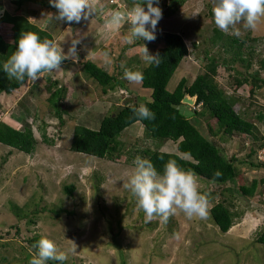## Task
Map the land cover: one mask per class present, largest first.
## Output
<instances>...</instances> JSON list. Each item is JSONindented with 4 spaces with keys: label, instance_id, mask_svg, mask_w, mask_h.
<instances>
[{
    "label": "rangeland",
    "instance_id": "obj_1",
    "mask_svg": "<svg viewBox=\"0 0 264 264\" xmlns=\"http://www.w3.org/2000/svg\"><path fill=\"white\" fill-rule=\"evenodd\" d=\"M13 1L0 0V18L4 13L28 14V21L50 33L65 52L72 39L77 38L80 43L76 45L78 59L75 62L67 59L61 69L44 74L36 82L29 80L11 95L0 94V122L21 129L20 120L27 121L36 141L32 155L0 145V264H28L33 249L27 240L34 237L54 241L61 251L74 249L65 264H264V248L251 239L254 235L251 226H243L245 220H250L259 230L264 228V168L252 170L246 159L248 151L259 146L260 141L252 142L241 135L213 136L209 126L211 132L216 133L215 124L207 123L201 107L191 106V110L199 113L196 120L201 133L216 143L227 159L236 160L241 178L236 184L219 188L196 179L198 189L207 198V216L189 219L177 210L166 222L158 217L146 221L144 212L138 209L124 185L137 152L149 149L178 154L175 144L152 141L145 137L140 125H134L120 137L121 160L110 162L70 151L76 126L96 130L102 118L115 114V109L125 101L139 106L149 100V90H143L140 83L122 78L125 68L140 72L147 68L142 59V44L154 54L162 46L160 39L164 33L182 37L188 56L170 79L168 92H172L182 79L190 85L203 74L206 51H211L208 58L213 55L218 62L229 61L222 51L211 50L213 29H217L211 14L214 0H160L162 19L157 25L156 39L137 41L135 45H126L123 41L129 31L128 24L119 32L105 27L106 14L110 10L126 9L123 0L117 1L120 8L104 7L100 0H92L96 13L87 20L71 24L51 19L57 10L48 0H33L35 2L25 3L20 8ZM236 28L241 32L239 37L223 34L240 41L257 39L252 44V69L264 80V18L255 30H246L242 23ZM11 44V25L0 23V50ZM104 51L111 54V64L104 63ZM243 57H247L246 53ZM87 61L116 77L123 87L117 86L103 95L101 87L82 71L81 64ZM244 66L238 62L233 67L240 73L245 72ZM229 70H219L216 81L227 94L233 93L239 98L234 110L256 125L257 137L264 141V121H257V114L264 113V86L251 97L249 85L234 92V88L227 87V78L234 75ZM49 85L53 87L51 92L59 88L65 90L66 95L59 105L60 111H64L63 125L54 117L46 101L50 96ZM43 132L52 144L44 143ZM263 152L264 148L257 152L262 164ZM129 156L132 160L125 161ZM242 161L245 165H240ZM253 180L263 181L255 196L251 199L237 197L235 192L239 191V186ZM65 187L72 188L71 195H67ZM222 200L232 204L233 211L241 215L238 226L227 234H222L209 218V209ZM236 230L240 234L234 235Z\"/></svg>",
    "mask_w": 264,
    "mask_h": 264
},
{
    "label": "trees",
    "instance_id": "obj_2",
    "mask_svg": "<svg viewBox=\"0 0 264 264\" xmlns=\"http://www.w3.org/2000/svg\"><path fill=\"white\" fill-rule=\"evenodd\" d=\"M31 1L33 0H14L13 4L20 8L23 4ZM109 1L111 0H100L101 5L104 3V7L110 5ZM123 1L121 2L124 8L130 7L132 4V2L129 3L130 0H127L128 2ZM44 4L42 3L43 6ZM110 7L117 8L115 5H110ZM28 18V14L26 16H12L4 13L1 16L0 23L11 25L12 44L8 48L0 50V64L6 61L12 52L15 51L16 41L22 32H34L40 36L41 40L49 39L53 41L50 33L31 24ZM160 41L161 48L153 54L160 57V63L158 65L147 66L141 72L144 79L140 82L143 90L151 92L149 100L144 102V104L155 114V118L143 121L134 118L131 110L138 107V104L130 102L117 115L114 116L113 113L103 117L96 130H91L84 126H76L72 133L70 151L110 162L121 160L123 145L120 142V137L128 128L140 125L146 138L157 143L168 141L176 145V152L178 154L163 153L158 150L150 151L149 149L136 153V157L151 160L158 171H162L166 162L174 160L178 167L191 171L196 179L204 180L215 188L227 184H236L237 179L241 178V173L235 164L236 160L233 157L227 159L220 152L216 143L201 133L199 122L196 120L199 117L198 111L194 109L193 117L186 119L172 108L173 105H179L182 99L188 96L195 99V108H202L204 114L207 116V123L211 122L215 124L216 133L211 132L212 130L209 126V132L213 136L233 137L241 135L248 137L252 142L260 141L259 146L248 151L246 159L250 169L264 168V164L257 157L258 150L264 148V141L257 137L258 129L256 125L245 120L234 110L240 101L239 98L233 93L231 95L227 94L219 87L216 81L219 70L230 69L229 71L233 72L234 75L227 78V81L229 80L227 87L234 88V92L245 85H249L251 97L256 90L262 89L264 80H261L260 74L254 73L252 69L254 55L252 44L256 43L257 39L251 38L240 41L224 35L217 29H213V36L210 40V44L213 47L211 50L222 51L223 54L229 57V61L223 59L222 62H218V59L213 55L208 58L207 55H210L211 51H206V56L204 57L206 64L203 74L198 75L190 85H187V81L182 79L172 92L167 91V85L179 65L188 56V51L180 35L164 33ZM248 43H251V45L247 46ZM245 53L247 55L246 58L243 57ZM238 62L245 65V72L239 73L233 67ZM81 66L82 71L101 87L103 95L114 91L117 86L123 87L116 77L110 75L107 71L92 62H84ZM28 81L26 78L21 84L15 80H9L3 70H0V94L11 95L23 88ZM52 89L53 87L50 85L47 87L50 96L46 101L52 108L54 117L60 125H63L64 111H60L59 105L66 93L61 88L56 89L54 92H51ZM118 108L115 110H118ZM257 121L259 123L264 121V113L259 112L257 114ZM26 122L25 120H20V123L23 124L21 129H16L0 122V145L19 153L32 155L35 150L36 141L31 127L27 126ZM42 140L46 144L48 142L52 144L51 141L47 140L44 132L42 133ZM161 156L163 159H160ZM129 157L130 159L125 161L132 160V157ZM245 163V161H242L240 165H245ZM217 171L220 173L218 178L214 176V173ZM260 183H263V181L257 182L253 180L248 185L239 186V191L235 192L236 196L243 199L253 198ZM70 189L72 188H64L66 192L68 191L67 195H71ZM225 191L230 194L232 193L231 190ZM213 194L216 195V192H213ZM209 218L222 234H227L238 226L237 221L241 218V215L233 211L232 204L222 200L209 209ZM243 224V226L247 224L251 226L250 231H253L255 235L251 239L254 240L256 245L264 248V228H260L259 230L257 224H252L250 220H245ZM237 230L233 232L235 233L234 235L240 234ZM39 239L38 237L26 239L27 244L33 251V246Z\"/></svg>",
    "mask_w": 264,
    "mask_h": 264
},
{
    "label": "clouds",
    "instance_id": "obj_3",
    "mask_svg": "<svg viewBox=\"0 0 264 264\" xmlns=\"http://www.w3.org/2000/svg\"><path fill=\"white\" fill-rule=\"evenodd\" d=\"M48 3L57 10L51 19L69 24L87 20L96 13L92 0H48ZM159 3L160 0H132L131 6L123 11L110 10L106 14L105 27L109 31L119 32L124 24H128L129 31L123 37L126 45H135L142 40L152 42L156 39L157 25L162 19ZM211 14L218 30L239 37L241 32L236 25L242 23L246 30H255L264 18V0H214ZM79 43V39H72L71 46L65 52L52 40H41L34 32H22L16 41L15 51L0 64V70L9 80L17 83L22 84L26 78L36 82L44 74L61 69L63 61L72 59L75 62L78 59L76 45ZM142 45L144 63L147 66L158 65L160 57L150 54L147 47ZM102 56L105 64L113 62L108 51H104ZM122 78L132 83H140L144 79L140 71L127 68ZM131 111L132 116L141 121L155 118L144 103ZM214 176L218 178L220 173L217 171ZM124 187L135 199L138 209L144 212L146 221L158 217L166 222L177 210L189 219L207 216V198L198 189L195 175L178 167L174 160L166 162L162 171H158L151 160L136 157ZM33 247L28 264H49L50 261L65 264L69 254L74 251L58 250L55 242L48 238L39 239Z\"/></svg>",
    "mask_w": 264,
    "mask_h": 264
},
{
    "label": "water",
    "instance_id": "obj_4",
    "mask_svg": "<svg viewBox=\"0 0 264 264\" xmlns=\"http://www.w3.org/2000/svg\"><path fill=\"white\" fill-rule=\"evenodd\" d=\"M128 103H130V102L125 101L124 105L120 106L118 108V110L115 112L114 116L117 115L121 110H123ZM194 105H195V99L190 98L188 96H185L179 105H177V106L173 105L172 108L174 110L178 111L179 114L181 116H183L184 118L189 119V118L193 117V115H194L193 111L191 110V108L194 107Z\"/></svg>",
    "mask_w": 264,
    "mask_h": 264
},
{
    "label": "built area",
    "instance_id": "obj_5",
    "mask_svg": "<svg viewBox=\"0 0 264 264\" xmlns=\"http://www.w3.org/2000/svg\"><path fill=\"white\" fill-rule=\"evenodd\" d=\"M118 0H111V1H109V4L110 5H115V6H117V8H120L121 7V5L120 4H118V2H117ZM111 3H113V4H111ZM264 153V152H263ZM258 159H259V161L261 160V156H259L258 157ZM262 161V160H261Z\"/></svg>",
    "mask_w": 264,
    "mask_h": 264
}]
</instances>
